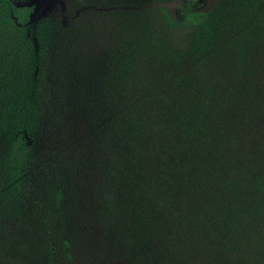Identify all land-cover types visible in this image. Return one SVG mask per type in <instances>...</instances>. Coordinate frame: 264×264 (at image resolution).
<instances>
[{
	"label": "rangeland",
	"instance_id": "obj_1",
	"mask_svg": "<svg viewBox=\"0 0 264 264\" xmlns=\"http://www.w3.org/2000/svg\"><path fill=\"white\" fill-rule=\"evenodd\" d=\"M11 2L45 37L0 105V264H264V0Z\"/></svg>",
	"mask_w": 264,
	"mask_h": 264
},
{
	"label": "trees",
	"instance_id": "obj_2",
	"mask_svg": "<svg viewBox=\"0 0 264 264\" xmlns=\"http://www.w3.org/2000/svg\"><path fill=\"white\" fill-rule=\"evenodd\" d=\"M31 11L30 7L14 6L11 0H0V105L8 99L4 98V93L6 92V97L12 96L18 105H21V107H16L15 110L16 115L20 116L27 112V106H22V97H25L24 87L26 84L31 83L32 78L36 80L39 75L34 70H37L36 61L39 60L43 51L44 44H42V41L45 37L43 29L45 24H37L31 29L27 26ZM180 17L182 21L179 24L170 20L167 14L163 15V20L167 25L176 26L175 28L194 27V34L196 35L207 33L209 25L212 24L206 14L192 11L188 7L180 9ZM33 42H35L36 46L35 52ZM19 92L22 93L20 94ZM31 95L28 97V101L34 98L33 94ZM205 107L206 105H202L195 109L199 121H202L200 116L202 109ZM21 117L27 118V116L23 115ZM24 121L26 122L27 120L25 119ZM203 126L205 125H196V127ZM198 130L201 129L199 128ZM26 132L27 126L22 125L16 127L9 136L6 151V182L2 190L4 193L11 192L16 187L28 163V150L24 139ZM59 191L56 188L53 190L54 193L47 194L46 204L56 205L59 199ZM229 228V230L235 231L234 229L237 226H230ZM45 231L50 232L47 229Z\"/></svg>",
	"mask_w": 264,
	"mask_h": 264
}]
</instances>
